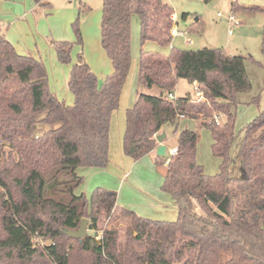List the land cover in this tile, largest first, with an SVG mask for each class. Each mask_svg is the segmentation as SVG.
I'll use <instances>...</instances> for the list:
<instances>
[{
	"label": "trees",
	"instance_id": "1",
	"mask_svg": "<svg viewBox=\"0 0 264 264\" xmlns=\"http://www.w3.org/2000/svg\"><path fill=\"white\" fill-rule=\"evenodd\" d=\"M101 2L100 46L111 65L103 82L82 51L73 62L72 44L52 42L57 62L70 65L72 104L50 94L41 60L17 54L0 34V264H264V111L242 130L239 164L230 157L237 96L250 89L241 56L221 49L140 52L137 87L157 94L136 90L125 111L123 155L141 160L157 149L164 126L177 130L180 119H190L209 131L211 154L220 160L218 173L206 175L196 163L198 135L187 129L176 134L177 153L167 163L154 158L165 167L160 190L173 201L174 221L121 208L117 194L102 187L89 197L76 193L79 168L109 164L111 118L132 63L131 16H138L141 46L168 44L173 26L174 12L163 0ZM179 79L195 84L205 100L170 99ZM83 219L85 237L64 233L78 230ZM111 219L122 229L105 227Z\"/></svg>",
	"mask_w": 264,
	"mask_h": 264
},
{
	"label": "rangeland",
	"instance_id": "2",
	"mask_svg": "<svg viewBox=\"0 0 264 264\" xmlns=\"http://www.w3.org/2000/svg\"><path fill=\"white\" fill-rule=\"evenodd\" d=\"M163 2L173 10L176 16L174 19L172 18L173 26L182 36L171 37L168 44L148 41L141 46L139 19L137 15L133 14L130 22V50L133 64L124 86L127 88L130 85L133 94L136 90L145 94H157L155 88L148 90L137 87L138 61L141 50L168 56L172 48L187 51L221 49L227 56L243 57L250 89L237 96L236 130L238 134L230 150L232 164L237 166L242 130L264 111V54L261 52L264 0H163ZM44 3L49 8L36 7L35 10L29 11L22 18V24H18L20 26L16 39L21 37L22 42L18 41L20 44L16 45L15 50L19 55L32 56L41 60L47 69L51 92H56L54 96L58 100L72 104L73 96L66 88L70 65L57 62L52 42L66 41L72 44L73 62L77 53L82 51L84 58H87L91 63L99 83L103 82L108 74L110 63L100 46L102 2L101 0H45ZM231 14L235 16L238 25L231 24L228 20ZM75 27L79 30L80 44L77 43ZM20 52L28 53L20 54ZM124 86L123 91L125 90ZM174 93L176 97L190 94L193 99L205 100L204 95H196L195 87L192 84L182 79L177 81ZM122 107L123 105L119 103L117 111L121 113L124 110ZM217 120L221 122L222 117H218ZM39 127L45 128V130L49 129L47 126ZM184 129L194 131L198 135L196 163L203 167L206 175L217 174L220 160L211 154L210 133L208 130L200 128L195 120H180L177 130L174 125L164 126L163 132L167 135L165 143L167 152L176 146V134ZM167 157V154L162 156L164 160ZM143 163L136 164L139 166H135L136 171L133 172L134 175L139 176L140 181L133 183L132 176L126 180L124 178L122 179V182H125L124 187L133 186L141 193L144 192L142 190L147 184L156 186L165 167L159 168L153 163L154 170H152V168L144 166ZM94 182V179H85L76 193H83L89 197ZM148 211L151 212V210ZM144 214L154 220L165 218L159 217V215L155 217L149 213ZM111 226L122 229L123 224L120 225L119 220L111 219L106 222L105 227Z\"/></svg>",
	"mask_w": 264,
	"mask_h": 264
},
{
	"label": "crops",
	"instance_id": "3",
	"mask_svg": "<svg viewBox=\"0 0 264 264\" xmlns=\"http://www.w3.org/2000/svg\"><path fill=\"white\" fill-rule=\"evenodd\" d=\"M36 7H38V5L34 4L32 0H0V34H2L3 37L13 45L14 49L17 44H20L18 41L22 42L21 37L16 39V36H18L17 32L20 26L18 24H22V18L25 17L29 11L35 10ZM175 17L176 16L174 14L172 18L174 19ZM21 28H23V26H21ZM25 53L28 52H20V54ZM85 61L94 72L89 60L86 58ZM132 64L133 62L131 63V65ZM109 68L107 70L108 74L111 73V65ZM192 85L195 87V84ZM48 88L50 94L54 96L56 92H51L49 83ZM124 89V91L122 89L119 101V103L123 105L122 108L124 110L120 113L119 111H117V109L113 112L111 118L109 131L108 166L105 169L79 168L77 172L80 176L83 177V182L85 179L95 180V182L92 184L93 189L96 187H102L110 191H115V193L117 194L116 203L119 207L132 210L136 214L142 215V217L146 216L145 218H148L149 216L147 217V215H145L144 213H149V215H154L155 217L156 215H159V217H165L163 218V221H174L177 217V212L174 207L173 201L169 195L163 193L160 190L163 181V175H161V179L158 178L160 180L156 182V186L147 184V186H145V188H143L142 190L144 192L141 193L136 188H133V186L124 187L125 182H122V179L125 178L126 180L131 176L133 183H137V181H140L139 176L133 174V172L136 171L135 166H139L136 164H141L142 162H144V166L152 168V170H154V158L157 156L155 150L154 152L146 155L141 160L133 162L130 159L126 158L122 153V138L125 131V111L132 106L136 95V91L135 94L132 93V88L130 85L127 88H125L124 86ZM174 97H176L175 93ZM161 133H164L163 130ZM166 140L167 135L165 140L162 142V145H164L166 148L164 155L167 154V147L165 144ZM148 210H151V212H149ZM149 219L153 218L149 217Z\"/></svg>",
	"mask_w": 264,
	"mask_h": 264
},
{
	"label": "water",
	"instance_id": "4",
	"mask_svg": "<svg viewBox=\"0 0 264 264\" xmlns=\"http://www.w3.org/2000/svg\"><path fill=\"white\" fill-rule=\"evenodd\" d=\"M166 138V135L165 133H161L159 135H157L155 137V140L157 141V143L159 144L157 149H156V154L158 156H164L165 154V146L162 145V142L165 140ZM87 223L88 221L86 219H83L81 222H80V226H79V229L76 230V231H64V233L69 236V237H72V238H75V239H82L83 237L86 236L87 234Z\"/></svg>",
	"mask_w": 264,
	"mask_h": 264
},
{
	"label": "built area",
	"instance_id": "5",
	"mask_svg": "<svg viewBox=\"0 0 264 264\" xmlns=\"http://www.w3.org/2000/svg\"><path fill=\"white\" fill-rule=\"evenodd\" d=\"M172 20H173V19H172ZM228 20L231 22V24L238 25V23L235 21V16H234L233 14H231V15L228 17ZM230 32H231V31H230ZM170 36H171V37H173V36H182V34L179 33V32H177L176 28H175L174 26H172V28H171V30H170ZM195 90H196V86H195ZM196 95L199 96L200 93L196 91ZM168 97H169L170 99H173V98H174V96H172V95H168ZM215 120L218 121V120H217V117H215ZM176 153H177V149H176V147H175V148H172V149L168 150L167 155H168V156H173V155H175ZM168 161H169V159L167 158V159H166V163H167Z\"/></svg>",
	"mask_w": 264,
	"mask_h": 264
}]
</instances>
